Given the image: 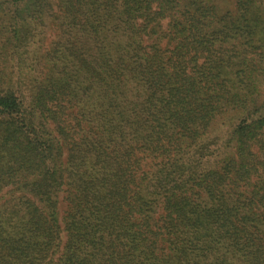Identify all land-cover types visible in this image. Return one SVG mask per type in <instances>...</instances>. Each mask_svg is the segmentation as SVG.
Masks as SVG:
<instances>
[{
    "label": "trees",
    "instance_id": "1",
    "mask_svg": "<svg viewBox=\"0 0 264 264\" xmlns=\"http://www.w3.org/2000/svg\"><path fill=\"white\" fill-rule=\"evenodd\" d=\"M0 264H264V0H0Z\"/></svg>",
    "mask_w": 264,
    "mask_h": 264
}]
</instances>
